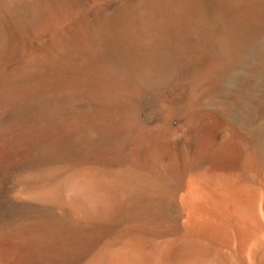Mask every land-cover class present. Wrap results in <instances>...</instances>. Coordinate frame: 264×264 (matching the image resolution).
Returning <instances> with one entry per match:
<instances>
[{"label":"bare ground","instance_id":"1","mask_svg":"<svg viewBox=\"0 0 264 264\" xmlns=\"http://www.w3.org/2000/svg\"><path fill=\"white\" fill-rule=\"evenodd\" d=\"M0 264H264V0H0Z\"/></svg>","mask_w":264,"mask_h":264}]
</instances>
